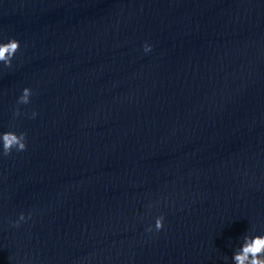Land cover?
I'll use <instances>...</instances> for the list:
<instances>
[{"label": "clouds", "instance_id": "clouds-1", "mask_svg": "<svg viewBox=\"0 0 264 264\" xmlns=\"http://www.w3.org/2000/svg\"><path fill=\"white\" fill-rule=\"evenodd\" d=\"M20 43L16 39H10L6 43H0V61H3L5 66H10L12 58L15 53L19 50ZM151 46L145 45V51H150ZM31 90L24 88L22 95L19 97L20 104L29 103ZM16 115H19V109L16 110ZM35 116V113H33ZM0 140H2L3 154L8 155L11 153L13 148L17 151H23L27 145L25 143V133L17 134L14 131H8L0 134ZM24 219L23 214L20 217ZM163 216L157 217L155 220V229L161 230L164 226ZM149 231L152 229L149 228ZM235 264H264V235H256L254 237H245L244 243L241 249L234 254L233 257Z\"/></svg>", "mask_w": 264, "mask_h": 264}]
</instances>
